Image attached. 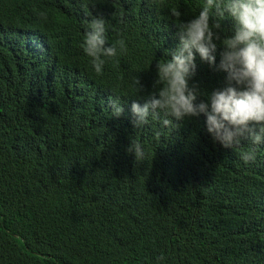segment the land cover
I'll return each mask as SVG.
<instances>
[{
  "label": "trees",
  "instance_id": "trees-1",
  "mask_svg": "<svg viewBox=\"0 0 264 264\" xmlns=\"http://www.w3.org/2000/svg\"><path fill=\"white\" fill-rule=\"evenodd\" d=\"M205 3L0 0V264H264V144L226 149L203 115L133 124L177 25ZM98 17L107 44L126 49L104 57L102 75L82 47ZM222 29L232 35L233 21ZM196 63L191 83L206 100L227 73Z\"/></svg>",
  "mask_w": 264,
  "mask_h": 264
},
{
  "label": "clouds",
  "instance_id": "clouds-1",
  "mask_svg": "<svg viewBox=\"0 0 264 264\" xmlns=\"http://www.w3.org/2000/svg\"><path fill=\"white\" fill-rule=\"evenodd\" d=\"M172 14L177 19L181 16L176 10ZM227 19L233 21V34L222 36V21ZM177 26V48L171 59L157 64V91L143 105L131 104L133 124L141 127L150 117L159 120L163 113L165 127H178L188 117L203 115L213 141L226 149H236L245 140L264 144V0H206L197 16ZM88 27L82 47L95 73L102 75L104 57H116L126 50L125 43L118 41L119 51L116 45L107 44L103 18L93 19ZM221 48L217 65L216 54ZM197 54L215 71L227 73L225 86L206 94V100L199 99L201 92L191 83ZM109 103L112 115L120 117L124 108L119 100ZM128 152L135 154L137 162L145 159L137 140L132 141ZM240 158L246 164L255 162L257 149L241 152Z\"/></svg>",
  "mask_w": 264,
  "mask_h": 264
}]
</instances>
